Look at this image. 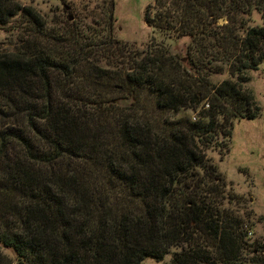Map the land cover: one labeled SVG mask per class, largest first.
<instances>
[{
	"label": "trees",
	"instance_id": "16d2710c",
	"mask_svg": "<svg viewBox=\"0 0 264 264\" xmlns=\"http://www.w3.org/2000/svg\"><path fill=\"white\" fill-rule=\"evenodd\" d=\"M102 4L97 28L63 30L0 0V25L26 26L0 53V264H264L205 157L259 112L242 85L264 62V0H154L145 20L189 40L185 63L120 43Z\"/></svg>",
	"mask_w": 264,
	"mask_h": 264
},
{
	"label": "rangeland",
	"instance_id": "374dc122",
	"mask_svg": "<svg viewBox=\"0 0 264 264\" xmlns=\"http://www.w3.org/2000/svg\"><path fill=\"white\" fill-rule=\"evenodd\" d=\"M103 0H15L22 8H30L47 23L48 29L83 27L95 29L103 20ZM154 0H114V36L120 43L136 46L140 50L149 43L163 42L172 55L186 61L188 39H167L163 33L149 26L145 20V10ZM69 8L66 12L64 8ZM71 17L73 23H66ZM21 19V18H20ZM22 20V19H21ZM12 19L0 25V53H11L22 44L25 20ZM223 25L227 23L223 19ZM249 26L261 24V15L254 12L247 19ZM248 81L242 89L252 99L254 109L259 112L252 120L233 123L229 139L219 138L215 148L205 153V157L216 164L226 184V195L234 199L226 201L224 207L235 212L246 225H252L249 241H259L264 245V62L255 72H247ZM229 79L227 72L210 76L212 84ZM197 116L190 111H181L179 117ZM249 259L248 255H245ZM145 259L142 264H164Z\"/></svg>",
	"mask_w": 264,
	"mask_h": 264
},
{
	"label": "water",
	"instance_id": "95a60500",
	"mask_svg": "<svg viewBox=\"0 0 264 264\" xmlns=\"http://www.w3.org/2000/svg\"><path fill=\"white\" fill-rule=\"evenodd\" d=\"M70 20H71V18H70ZM223 21H224L223 19H220V23H223Z\"/></svg>",
	"mask_w": 264,
	"mask_h": 264
}]
</instances>
